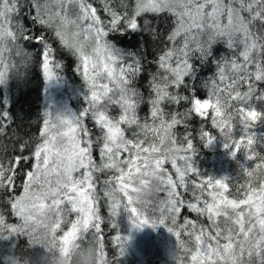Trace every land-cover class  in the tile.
<instances>
[{
	"label": "trees",
	"instance_id": "16d2710c",
	"mask_svg": "<svg viewBox=\"0 0 264 264\" xmlns=\"http://www.w3.org/2000/svg\"><path fill=\"white\" fill-rule=\"evenodd\" d=\"M39 2L47 8L41 19L48 20L59 10L57 0H39ZM86 2L96 9L100 26L109 32L106 39L109 42H116L118 47L133 54L132 59L141 62L142 73L138 74L135 86L142 93L144 102L138 107L136 115L141 126L147 123L150 128L159 129V132L142 129L136 125L121 124V127L124 129L126 139L134 142L142 141L144 147L155 145L160 149L154 158L164 157L162 172L165 179L170 176L176 184L175 194L169 197L168 192L171 190L169 186L160 184L159 189L143 203L129 205V210L132 207L137 208V213L132 214L133 218L147 221L143 227H137L132 224L130 211L124 208L127 198L118 191L114 182V177L120 173L116 169L94 171V210L100 218L99 232L91 226H86L73 233L71 223L76 220L75 212L64 214L56 231L52 230V220L55 217L51 213H48L47 217L36 213L37 218L43 223L24 227L23 218L17 215V210L12 205L20 198L26 197V186L27 195L32 196L47 190L49 186L54 187L57 180V173L54 174L53 171H49L46 175L39 174V178L31 183L28 175L37 171V160L34 155L37 146L53 135L50 128L47 135H44L43 121L48 119L51 124L52 110L60 94L67 98V104L74 114L79 115L83 109L89 107L86 96L90 97V91L83 76L79 56L74 55L73 51L64 46L55 35L59 27L55 19L53 18L51 23L42 24L35 18L37 13L32 0H19L17 12L13 14L10 25H5L15 34L16 39L6 38L0 44V71L4 72L6 77V82L0 84V113L9 114L8 117L0 115V172L3 173V176H0V180L3 181L0 185V219L3 221L0 223V264H76L75 254L85 249L94 251L95 264H194L192 256L196 254L197 246L195 235L200 234L201 228L215 235L216 229L210 227L211 221L206 213H197L188 205L196 203L198 207H204L205 201L211 203L210 192H216L218 200L222 192L227 199L239 201L246 199L251 189L259 191L264 185V142L257 139L251 148H246L243 143L252 134H256L257 137L264 135V123L257 122L245 133L239 124L240 117L237 111L242 105L228 98V92L233 91L228 87L232 84L233 78L236 79V85L233 86L235 91L241 93L248 90L249 83L254 84L257 92L264 91V81H255L254 75L240 80L239 75H244L243 73L236 74L226 68L228 79L221 82L217 63L223 66L224 61L230 62L235 59L237 63L243 64L242 57H239V52L243 50L242 44L237 43L236 47L229 49L225 37L214 44L213 56L203 61L199 58V52L195 51V43H191L196 35L194 30L187 37L181 31V35L175 40L169 39L177 27V17L171 12H143L135 17L138 30L129 29L127 20L122 19L118 25L119 30L111 32L109 29L112 16L109 9L122 17L131 18L135 14L136 0H86ZM223 3L228 4L229 0H223ZM233 6L238 7V4ZM242 14L247 15V13ZM69 19L75 20L76 17L73 15ZM226 22V18L221 21L222 24ZM80 23L85 27V21ZM252 30L257 35L264 36V28L259 23H256ZM79 31L77 27L74 30L66 28L69 37ZM41 38L52 49L50 67L56 74L52 79L61 86V89L54 94H50L49 80L44 77ZM199 38L203 42L206 37L201 35ZM75 39L84 46L86 53L91 54L90 38ZM186 40L190 42L189 47L192 49L189 51L188 63L192 65L194 77L186 76L179 87L170 86L167 89L172 95L189 99H181L179 103L168 101L161 103L163 115L160 119L170 123L175 116L180 121L168 129L166 135L160 126V119L154 121L151 118L150 100L154 98V93L150 85L153 76L157 81L161 77L171 78V74L160 67V57L170 50L173 51L174 54L168 63L175 67L177 62L175 50L183 48ZM260 43H264V40ZM256 63L264 64V54L254 53V63L247 66L249 73H255ZM56 64H59L60 68H56ZM213 80L217 81L222 90L220 99L225 104L223 111L231 117L228 120V127L224 129L213 123L214 112L211 108L207 109L208 114L204 117L189 111L192 107L190 99L193 94L195 98L202 100L208 98ZM96 83L100 85L109 82L101 74ZM111 86L109 84V87ZM255 106L260 107L258 104ZM45 112H49L50 115L45 116ZM108 114L118 118L119 107L110 105ZM82 124L88 129V134L93 140L102 136L99 125L90 114L82 118ZM53 128L57 131V136L60 128H57L55 123ZM204 132L215 139L206 144L208 137L202 136ZM77 134L81 146H85V133L78 131ZM165 135L164 143H161L160 137ZM189 140L193 147L185 150ZM236 141H241V145L238 150L233 147V150L237 151L234 157L231 155V148H225L224 144L227 142L234 146ZM100 147L102 142L94 144L91 149L92 159L97 165L107 162L100 156ZM134 153L135 150L122 153L120 159L126 160ZM249 156L252 159L249 160ZM173 159L176 160V167L172 166ZM187 164H191L197 171H187L184 183L181 184L176 169L185 171ZM120 167L127 171L126 164H121ZM249 172L252 175H249ZM7 177H11V182ZM209 179L213 183L220 179L227 188H206L201 191L198 186L206 185ZM45 180L48 181L47 184ZM129 187L133 189L132 193L136 191L132 182ZM108 193L113 194L108 195ZM131 198L134 200L132 194ZM114 199L120 203L116 215L112 214ZM170 199L178 202L179 211L174 214L169 212L162 214L163 209L170 207L168 204ZM24 202L30 205L32 200L25 199ZM42 202L50 204L51 200ZM241 208L244 206L241 205ZM227 212L234 220L235 215L231 208H228ZM172 215L175 217V223L172 221ZM161 219L164 221L163 224L160 223ZM225 219L224 215L217 217L222 232L219 238L221 246L229 242L227 228L236 227L238 231V226L226 224ZM29 224L31 225L32 222L30 221ZM153 224L156 226L152 227ZM12 227L22 230L13 232ZM169 228L173 231H168ZM176 233L180 235L176 236ZM231 235L234 248L239 254L237 242L243 238L235 235V232ZM257 240L259 233L258 230H254V234H250L251 243L245 244V252L240 256V264H261V255L255 250ZM210 243L213 247L216 246V241ZM249 251L252 252L251 255ZM201 264L206 262L202 261Z\"/></svg>",
	"mask_w": 264,
	"mask_h": 264
},
{
	"label": "snow or ice",
	"instance_id": "6c2138e0",
	"mask_svg": "<svg viewBox=\"0 0 264 264\" xmlns=\"http://www.w3.org/2000/svg\"><path fill=\"white\" fill-rule=\"evenodd\" d=\"M34 8L36 10V19H39L42 24L51 23L52 19H55L58 29L55 31L56 37L60 42L73 51L74 55H78L83 68V76L88 83L90 97L86 96L89 107L83 109V111L77 114H59L57 119L59 121V127H66L67 131L60 133V140L57 141L56 137L45 139L42 144L38 145L34 153L37 160L36 173H29L30 183L36 181L39 178V174H47L49 171H56L57 180L55 186H49L47 190L42 191L32 196L27 195L22 197L12 205L17 210V215L21 216L24 220V227H32L34 225L42 224L43 221L38 219L35 215L39 213L41 216L47 217L48 213H51L52 230L56 231L60 227L61 217L66 213H77L76 220L71 223V231L73 233L78 232L82 227L91 226L96 232L100 230L99 216L94 210V180L93 172H102L105 169H116L120 174L114 177V182L117 185L118 191L123 193V196L127 198V204L124 205L125 210H129V205L137 203L131 198L132 188L129 187L131 178L141 177L145 175L147 171L154 170L160 174L161 184H167L171 189L168 192L169 197L175 194L176 184L169 176L165 179L162 166L164 163V157L157 159L154 158L155 154L160 152V149L155 145L143 146L142 141L134 142L131 139H126L124 136V129L121 124L129 126L136 125L142 127V129H148L153 132H159V129L150 128L145 123L142 126L136 115L137 109L144 97L142 93L136 88L135 80L138 74L142 73V65L140 60L132 59L133 54L126 49L118 47L116 42H109L106 37L109 32L105 31L100 26V19L96 15V9L92 7L86 0H57L58 11H56L48 20L41 19L45 14L47 8L42 6L39 0H32ZM19 0H0V44L4 42L6 38L16 39L15 34L5 27L10 25L13 18V14L17 12ZM234 7L233 5H237ZM210 9V11H209ZM111 28L109 31H118V25L122 19L127 20V27L133 31L138 30V24L136 16H139L143 12L159 13L168 11L177 17V27L175 31L169 36L170 40L181 35L183 31L187 37L190 33L195 31L191 43H195V51L199 52V58L203 61H207L213 56V46L216 42L227 37V47L233 49L237 46V43L242 44L243 50L239 52V57H242L243 64L237 63L235 59L232 61H224L223 66L217 63L219 71V79L221 82L228 79L226 75V68L231 72L244 75H239L240 80H245L249 76L254 75L255 81H264V64L256 63L255 73H249L247 66L254 63V53L264 54V43L260 41L264 40V36L257 35L253 32L252 28L256 23H259L264 28V0H229L228 4H224L223 0H136L135 14L133 17H122L115 11L110 10ZM242 13H247L243 15ZM75 16V20L69 19L70 16ZM226 18V24H222V19ZM80 21H85L87 27L85 28ZM90 21V22H89ZM72 24L80 29L79 32L72 33L69 37L66 32V25ZM206 37L203 42L200 40V36ZM82 37L85 40H89L92 47L91 54L86 53L84 46L76 41L75 38ZM31 39V37H29ZM43 43V72L46 80H51L56 74L50 67V57L52 56V49L49 47L46 41L41 38ZM190 42L185 41L183 48L176 49L177 62L176 66L172 67L168 61L173 56V51L166 52L160 57V67L164 68L171 74L169 77H161L157 81L153 76L152 83L150 85L154 98L150 100L152 105L151 118L155 121L160 119L163 115V109L160 107L164 101L179 103L181 99L188 100V97H178L168 92L170 86L179 87L186 76L192 75L194 77V71L192 65L188 63L189 51L192 49L189 47ZM56 68H60L59 64L55 65ZM101 69L103 70L104 78L109 83L98 85L96 80L101 76ZM6 82L5 73L0 71V84ZM109 84L112 86L109 87ZM234 85H236V79L233 78L232 84L228 85L233 91ZM207 87V84L205 85ZM221 89L216 80L211 82V89L208 94V98L200 99L193 97L190 99L191 109L201 117L206 116L207 109L211 108L214 112L213 123L222 129L228 127V120L231 119L223 111L225 104L221 102ZM228 92V98L239 102L242 106L237 109L239 113V124L242 126L245 133L248 132L257 122L264 123V91L257 92L254 84L249 83L248 90L246 92L235 91ZM259 105L257 108L255 105ZM110 105L118 106L120 109V115L118 118L109 116L108 108ZM91 115L92 119L97 125H99L102 136L93 140L91 135L88 134V129L84 128L82 124V118L85 115ZM3 117H8L6 112L0 113ZM49 112H45V116H49ZM45 125V133L47 135L48 129L52 126L50 121L45 119L43 121ZM180 123V121L173 116L170 123L160 119V126L164 129L167 135L168 129L173 125ZM85 133L86 139L84 140L85 146L81 147L80 139L77 136V132ZM165 136L160 137V142L164 143ZM202 136L208 137L207 143H211L215 138L210 137L207 132L202 133ZM170 139V137H168ZM65 139L67 143H64ZM264 142V135L256 136L252 134L244 141L246 148H251L256 140ZM100 156L107 162L101 165H97L92 159L91 149L94 144L101 143ZM241 141L234 142V146L225 142V148H231V155L236 156L237 151L240 148ZM193 145L191 140L187 142V149H192ZM235 147L236 150H233ZM135 150L133 156H130L126 160H121L122 153H130ZM166 155V154H165ZM54 156L55 159L50 160V157ZM181 159L187 160L186 157ZM248 159H252L251 156ZM121 164L127 165V171L120 167ZM172 166L176 167V160H172ZM258 167H260L258 165ZM78 169H85L81 178H74L73 172ZM176 171L180 175L181 184L184 183V176L187 171L195 172V169L191 164H187L185 171H181L177 168ZM249 175H252L249 172ZM0 176L3 173L0 172ZM11 182V177H7ZM3 181L0 180V185ZM47 184L48 181L45 180ZM108 183V182H106ZM201 191L206 188H219L226 189L227 185L222 180L217 179L213 183L211 179L208 180L206 185L198 186ZM115 191V189L113 190ZM113 193H108L112 195ZM211 203L204 202V207H198L196 203H190L188 205L193 211L200 214H207L208 219L211 221L210 227L216 229L215 235L207 233L205 229H200V234L195 235L196 241V254L192 256L194 264H240V256L245 252V244H250V234H254V230H258L259 240L256 241L255 250L261 255V264H264V185L261 186L259 191L251 189L246 199L239 201L227 199L221 192L219 200L216 192H210ZM25 199L32 200L30 205L26 204ZM50 199V204H45L42 201ZM199 201V197L196 198ZM177 201L170 199L168 204L170 207L162 210L163 212L176 213L179 211L177 207ZM241 205L244 208H241ZM120 207V203L113 200L112 214H117V209ZM231 208L235 219L228 214L227 209ZM246 209V210H245ZM130 218L132 224L137 227H143L147 224V221H138L137 218H133L132 214L137 213V208H130ZM221 215L225 216V223H230L236 227H229L227 231L229 236L228 243L222 246L219 243V238L222 232L219 229L217 223V217ZM172 221L175 223V217L172 215ZM32 222L30 225L29 222ZM0 223H3L0 219ZM164 223L163 219L160 221ZM156 225L153 224L152 227ZM193 227H195L193 225ZM22 229L12 227L11 231L16 232ZM168 231L172 232L171 228ZM242 237L243 239L237 242L239 248V254L234 248L232 242V233ZM179 236V233L175 234ZM254 238V236L252 237ZM127 240V238H126ZM210 241H216V246L213 247ZM124 250L122 249V252ZM252 252L249 251V255Z\"/></svg>",
	"mask_w": 264,
	"mask_h": 264
},
{
	"label": "clouds",
	"instance_id": "9594fccd",
	"mask_svg": "<svg viewBox=\"0 0 264 264\" xmlns=\"http://www.w3.org/2000/svg\"><path fill=\"white\" fill-rule=\"evenodd\" d=\"M136 187V191L131 193L137 203H143L161 184L160 174L154 170L147 171L141 177H133L131 181ZM76 264H95V253L92 249H85L75 254Z\"/></svg>",
	"mask_w": 264,
	"mask_h": 264
},
{
	"label": "rangeland",
	"instance_id": "374dc122",
	"mask_svg": "<svg viewBox=\"0 0 264 264\" xmlns=\"http://www.w3.org/2000/svg\"><path fill=\"white\" fill-rule=\"evenodd\" d=\"M71 20H73V19H71ZM87 23L88 22L85 23V28L87 27ZM75 27L76 26L72 25V24L66 25V28L69 29V30H74ZM101 74L103 75V70L102 69H101ZM49 83H50L49 84V92H50V94L57 93L61 89V86L59 85V83L56 80L51 79V80H49ZM57 99H58V101L55 103V106L53 107V110H52V115L50 117L51 120H52L51 124H50V125H52L50 127V130L53 132L52 137H56L57 141H59L60 140V135L59 134L62 133V132H66L67 128L66 127H64V128L59 127V121L57 119L58 115L59 114H69V113L74 114V112L71 109V107L67 104V98L64 97V95H62V94L58 95ZM53 123H55V126H57V128L61 129V130L60 129L58 130L59 133H58L57 136H56L57 131H55L54 128H53ZM77 136H78V134H77ZM64 143H67L66 139H65ZM81 147H83V146H81ZM53 157L54 156L50 157V160H52ZM84 171H85V169H78V170L74 171L73 172V177L74 178H81ZM53 172H54V174H56V171H53Z\"/></svg>",
	"mask_w": 264,
	"mask_h": 264
}]
</instances>
